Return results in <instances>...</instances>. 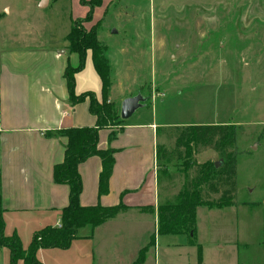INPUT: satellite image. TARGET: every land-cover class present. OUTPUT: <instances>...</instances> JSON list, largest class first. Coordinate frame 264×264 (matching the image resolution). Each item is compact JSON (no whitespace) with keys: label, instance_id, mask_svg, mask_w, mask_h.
Listing matches in <instances>:
<instances>
[{"label":"rangeland","instance_id":"374dc122","mask_svg":"<svg viewBox=\"0 0 264 264\" xmlns=\"http://www.w3.org/2000/svg\"><path fill=\"white\" fill-rule=\"evenodd\" d=\"M2 1L13 6L11 18L26 2ZM101 3L81 27L85 31L95 27L98 40L106 48L104 55L111 66L108 97L112 83L114 86L111 102L119 104L125 95L145 98L143 107L126 120L144 113L145 107L150 111L153 102L156 121L172 126L159 130V143L167 150L173 149L178 134L179 127L173 126L229 124L235 129V205L221 209L200 206L193 246L184 236L156 235L161 264L171 260L173 264H198L196 245L201 246L203 264H264V0ZM80 8L82 12L77 13ZM88 9L81 0H51L47 8L34 14L49 23L54 35L37 37L43 42L47 39L49 48H59L65 35L57 34L64 32L69 17L83 19ZM210 152L216 154L201 150L191 160L197 164L218 162L213 154L207 156ZM163 172L169 178L161 182ZM157 174L162 199L178 193L185 175H195L192 168L186 171L175 160L160 163ZM217 197L219 194L209 195L210 199ZM145 220V238H153L154 224L149 218ZM116 227L113 239L136 241L118 237L128 234L125 222ZM130 250L134 248L110 249L112 253ZM37 259L41 263L38 255ZM0 264H9L5 247H0Z\"/></svg>","mask_w":264,"mask_h":264},{"label":"crops","instance_id":"0c3cea01","mask_svg":"<svg viewBox=\"0 0 264 264\" xmlns=\"http://www.w3.org/2000/svg\"><path fill=\"white\" fill-rule=\"evenodd\" d=\"M50 2L26 0L11 18L13 6L0 0V208L5 236L16 234L24 250L33 233L47 226H58L61 210L68 202V187L56 184L52 178L53 166L62 162L66 144L57 133L68 128L93 127L96 120L89 113L88 100L73 106L68 100L64 71L67 66L76 67L79 61L77 54L67 52L65 40L73 19L69 17L63 34H57L65 35L59 48H49L47 39L43 42L37 37L54 35L49 23L34 14L36 10L47 8ZM71 7L75 9V5ZM80 12L82 8L77 11ZM77 17L74 16V20L82 19ZM74 84L75 95L90 92L101 101V80L89 50L83 68L74 75ZM113 87L112 83L109 101H113ZM125 96L119 101V109L121 101L128 98ZM151 104L153 106V102ZM152 106L150 111L145 107L144 113L140 112L133 120H123L112 141L108 137L110 130H99L97 147L115 150L106 195L98 197L97 194L99 158L92 156L78 166L82 206L109 207L121 202L128 210L94 229H80L79 237L68 249H39L37 255L42 264H133L142 249L146 251L140 264H161L155 238L156 207L169 198L162 199L160 195V183L167 178L159 180L156 146L161 145L159 130L172 126L158 123L152 115ZM141 207H152L155 211L144 213L139 210ZM146 218L154 224L153 242L144 235L142 223ZM119 222H125L128 234L118 237L136 241L113 239ZM187 244L194 245L189 241ZM125 246L134 250L110 251L113 247ZM196 246L200 247L201 254V246ZM196 259L198 264H203L199 255ZM163 264H173V261Z\"/></svg>","mask_w":264,"mask_h":264},{"label":"trees","instance_id":"16d2710c","mask_svg":"<svg viewBox=\"0 0 264 264\" xmlns=\"http://www.w3.org/2000/svg\"><path fill=\"white\" fill-rule=\"evenodd\" d=\"M84 1L89 9L83 19L71 22L69 33L66 35L67 52L78 56V65L74 68L67 66L64 71V80L71 106L88 100L89 113L95 116L93 127L68 128L61 130L57 135L66 140L63 160L53 166L52 178L56 184L68 187V202L61 210L58 226H47L35 232L27 249H23L16 234L5 236L2 209L0 208V247L9 252V264H41L37 259L39 249H67L71 242L79 237L80 229L89 227L94 229L118 214L126 212L128 207L121 202L114 206L103 207L100 204L82 206L79 202L81 194V178L78 166L92 156L99 158L101 170L98 176V197L106 195L109 190V178L112 173L115 150L99 149L98 133L101 129H108L109 140L116 138L118 131L115 128L122 125L119 116V104L108 100L110 87L111 66L104 53L106 48L97 38L96 29L92 27L85 31L81 24L90 20L94 7L101 5V0ZM91 52L95 71L101 80V101L93 93L80 95L74 93V75L80 71L85 62L86 51ZM178 129V127H173ZM235 129L229 124H191L181 126L175 139L172 150L162 145L156 146V161L169 164L173 160L180 162L186 171L193 169L195 175H185L181 189L171 199L160 201L156 207V235L186 236L191 244H195L196 209L204 206L209 209H221L233 205L235 197L236 164L234 156ZM201 150H212L218 157V162L205 161L197 164L191 160L193 154ZM159 158L161 160H159ZM160 162V163H159ZM215 163H219L215 167ZM185 173V171H184ZM164 178L169 175L162 173ZM210 194H219L216 199H210ZM144 213H154L152 207L139 208ZM154 241V237L151 238ZM142 249L133 264H140L144 258ZM200 257V247H197Z\"/></svg>","mask_w":264,"mask_h":264},{"label":"water","instance_id":"95a60500","mask_svg":"<svg viewBox=\"0 0 264 264\" xmlns=\"http://www.w3.org/2000/svg\"><path fill=\"white\" fill-rule=\"evenodd\" d=\"M145 98L141 95H136L134 97H128L121 101L119 116L121 120L128 119L136 110L143 107V103ZM219 163H215V167H217Z\"/></svg>","mask_w":264,"mask_h":264}]
</instances>
